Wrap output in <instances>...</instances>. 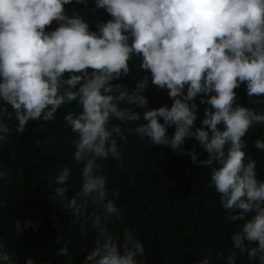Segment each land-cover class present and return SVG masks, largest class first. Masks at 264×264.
Segmentation results:
<instances>
[{
  "label": "clouds",
  "instance_id": "obj_1",
  "mask_svg": "<svg viewBox=\"0 0 264 264\" xmlns=\"http://www.w3.org/2000/svg\"><path fill=\"white\" fill-rule=\"evenodd\" d=\"M90 1L104 21L97 23V31L83 18L85 9L94 10L88 9ZM72 3L0 0V101L12 109L9 113L0 105V146L10 132L3 118L13 113L16 132L22 134L30 120L51 122L58 109L73 102L81 108L63 117L75 134L72 159L82 164L81 188L66 196L68 167L58 170L48 187L72 223L91 224L95 241L86 264H141L137 257L145 255L143 243L127 226L122 236L110 232L108 225L122 224L123 215L108 198L99 163L112 158L123 168L118 139L127 143L129 134L210 169L209 186L219 194L226 220L243 221L231 236L234 250L227 264H236L237 250L264 264V180L257 179L256 161L248 157L244 139L255 125L264 124V112L237 104L235 91L243 84L251 104H264V0H75L84 8L80 12L66 9ZM51 25L58 26L48 31ZM134 57L149 75L140 76L131 90L113 83L128 76ZM149 78L158 89H167L170 106L149 107L144 94ZM198 96L209 106L199 127ZM141 115L146 123H137ZM114 119L124 127L111 123ZM130 123L135 126L128 128ZM169 126H174L171 136ZM186 138H194L207 158L200 159L196 145L186 151ZM254 146L264 151V140L256 139ZM0 179H11L3 167ZM14 227L17 234L22 231L19 220ZM29 227L37 229L25 221L23 229ZM59 252L67 254L68 246ZM210 255L196 264H211ZM0 264H16L2 243ZM25 264L34 261L28 258Z\"/></svg>",
  "mask_w": 264,
  "mask_h": 264
},
{
  "label": "trees",
  "instance_id": "obj_2",
  "mask_svg": "<svg viewBox=\"0 0 264 264\" xmlns=\"http://www.w3.org/2000/svg\"><path fill=\"white\" fill-rule=\"evenodd\" d=\"M65 7L75 12L84 9L75 0ZM88 9L94 10L85 9L83 18L91 31H97V23L104 22L101 13L92 8L91 1ZM52 25L48 31L58 26ZM129 64L128 76L113 83H125L131 90L140 76L149 74L140 69L139 57H134ZM235 91L237 104L264 112V104H251L245 85ZM144 94L149 107L172 103L167 89H158L151 84L150 78ZM195 102L198 105L196 126L199 127L204 108L209 106L200 104L199 96ZM0 105H3L2 101ZM3 106L12 113L10 106ZM69 111L79 113L81 108L73 102L58 109L51 122L30 120L22 134L16 132L18 121L14 113L3 118L10 132L7 141L0 146V167L8 171L11 179H0V201L6 205L0 208V243L16 264H25L28 258L34 264H86V256L94 246L95 233L90 222L83 227L72 223L70 212L62 207L61 201L52 199L53 189L48 187L57 171L68 167L71 176L66 185V196L71 198L81 188L82 164L72 159L75 134L66 127L63 119ZM159 119L163 123L162 118ZM111 123L121 124L115 119ZM137 123H146L142 115ZM134 126L132 123L127 125L128 128ZM173 133L174 126H169V136ZM244 139L248 157L256 161L257 179L264 180V151L254 146L256 139L264 140V124L255 125ZM193 145H196L200 159H206L207 153L194 138L185 139L186 151ZM118 148L123 168L112 158L99 161L101 174L107 178L108 198L114 199L123 215L122 224L108 225L110 232L122 236L125 226L133 232L145 248V255L137 257L141 264H196L209 252L211 264H227V257L234 250L231 236L243 221L226 220L227 213L221 207L219 194L214 186H209L210 169L194 164L189 155L141 141L134 134L128 135L127 143L118 139ZM113 193H118V198H114ZM90 211L91 205L85 215ZM17 220L22 226L19 234L14 227ZM25 221L34 222L37 229L24 230ZM63 244L68 246L67 254L59 252ZM217 253H220L219 258ZM236 264L258 262L250 261L246 254L241 256L237 250Z\"/></svg>",
  "mask_w": 264,
  "mask_h": 264
}]
</instances>
